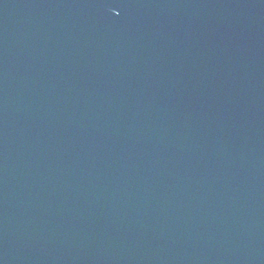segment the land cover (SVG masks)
I'll return each mask as SVG.
<instances>
[{"label":"water","instance_id":"obj_1","mask_svg":"<svg viewBox=\"0 0 264 264\" xmlns=\"http://www.w3.org/2000/svg\"><path fill=\"white\" fill-rule=\"evenodd\" d=\"M0 264H264V0H0Z\"/></svg>","mask_w":264,"mask_h":264}]
</instances>
